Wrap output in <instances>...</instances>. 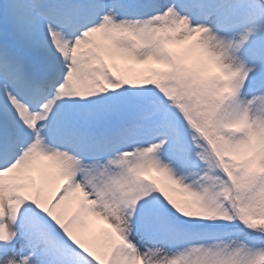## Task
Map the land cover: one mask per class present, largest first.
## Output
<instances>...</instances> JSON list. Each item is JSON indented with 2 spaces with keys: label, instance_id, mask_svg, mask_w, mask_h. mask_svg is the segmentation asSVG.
Returning <instances> with one entry per match:
<instances>
[{
  "label": "snow or ice",
  "instance_id": "obj_1",
  "mask_svg": "<svg viewBox=\"0 0 264 264\" xmlns=\"http://www.w3.org/2000/svg\"><path fill=\"white\" fill-rule=\"evenodd\" d=\"M0 264H264V0H0Z\"/></svg>",
  "mask_w": 264,
  "mask_h": 264
}]
</instances>
